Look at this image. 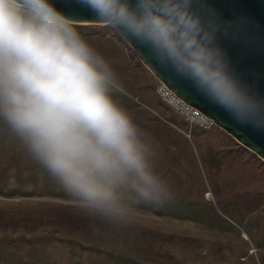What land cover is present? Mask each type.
<instances>
[{"label":"clouds","instance_id":"obj_1","mask_svg":"<svg viewBox=\"0 0 264 264\" xmlns=\"http://www.w3.org/2000/svg\"><path fill=\"white\" fill-rule=\"evenodd\" d=\"M236 123L264 131V97L240 78L203 0H76ZM110 63L52 0H0V122L87 215L128 223L170 197Z\"/></svg>","mask_w":264,"mask_h":264},{"label":"rangeland","instance_id":"obj_2","mask_svg":"<svg viewBox=\"0 0 264 264\" xmlns=\"http://www.w3.org/2000/svg\"><path fill=\"white\" fill-rule=\"evenodd\" d=\"M76 27L117 74L125 93L116 98L171 195L151 203L121 190L134 209L128 223L89 216L0 122V264H264V162L164 105L158 81L113 28ZM182 201L206 208L203 223L174 216L171 205Z\"/></svg>","mask_w":264,"mask_h":264},{"label":"water","instance_id":"obj_3","mask_svg":"<svg viewBox=\"0 0 264 264\" xmlns=\"http://www.w3.org/2000/svg\"><path fill=\"white\" fill-rule=\"evenodd\" d=\"M55 7L76 25H101L76 0H52ZM221 25L219 42L226 49L240 78L264 97V0H203ZM115 30V29H114ZM147 70L183 102L211 119L216 128L232 137L241 147L264 162V131L236 123L223 109L205 99L172 70L158 64L149 50L134 40L125 39L115 30Z\"/></svg>","mask_w":264,"mask_h":264},{"label":"built area","instance_id":"obj_4","mask_svg":"<svg viewBox=\"0 0 264 264\" xmlns=\"http://www.w3.org/2000/svg\"><path fill=\"white\" fill-rule=\"evenodd\" d=\"M154 91L156 96L164 105L169 107L176 115L183 118L189 125L194 126L201 131H210L215 128V125L211 119L207 118L199 110L183 102L163 83L157 82ZM174 128H176L177 131L184 133L177 127ZM184 134L187 138H189V135L186 133Z\"/></svg>","mask_w":264,"mask_h":264},{"label":"trees","instance_id":"obj_5","mask_svg":"<svg viewBox=\"0 0 264 264\" xmlns=\"http://www.w3.org/2000/svg\"><path fill=\"white\" fill-rule=\"evenodd\" d=\"M168 203H166V204L164 203L162 205L163 209L166 210L167 208H169L171 202L169 201ZM171 208L175 214V215L173 214L175 217L178 215L181 216V214H184V216L187 220L199 221V222L202 221L200 219L206 217V211H205L206 208H202V209L198 210L199 206L194 205V204L190 203L189 201H188V203L185 201H182L181 203L178 202L177 204L171 205ZM201 223H203V222H201ZM227 225H229V224L227 223Z\"/></svg>","mask_w":264,"mask_h":264},{"label":"crops","instance_id":"obj_6","mask_svg":"<svg viewBox=\"0 0 264 264\" xmlns=\"http://www.w3.org/2000/svg\"><path fill=\"white\" fill-rule=\"evenodd\" d=\"M110 37L115 38V36H113V35H111ZM117 39H119V38L116 37V40H117ZM117 41H118V40H117ZM118 42H119V41H118ZM119 43H120V42H119Z\"/></svg>","mask_w":264,"mask_h":264}]
</instances>
